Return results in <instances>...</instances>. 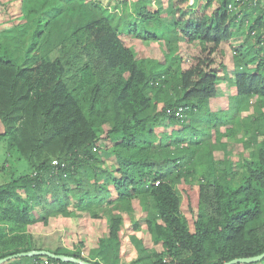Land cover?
Returning <instances> with one entry per match:
<instances>
[{
    "label": "trees",
    "instance_id": "obj_1",
    "mask_svg": "<svg viewBox=\"0 0 264 264\" xmlns=\"http://www.w3.org/2000/svg\"><path fill=\"white\" fill-rule=\"evenodd\" d=\"M154 1L116 0L111 10L93 0H21L24 22L3 30L0 142L26 159L30 172L0 181V259L47 249L119 264L123 218L135 210L134 199L152 203L145 215L150 242L131 236V264H223L264 252V0H195L191 16L179 15L162 36L139 30L160 17ZM37 15L52 16L47 31L32 24ZM38 31L47 34L40 39ZM146 41L161 46L157 56L139 53ZM67 42L83 65L58 51ZM225 44L233 75L222 59ZM195 45L183 61L182 47ZM223 77L239 112L253 106L251 115L236 121L211 109ZM107 124L114 160L105 162L98 143ZM171 124L170 134H158ZM240 126L251 134L240 139L251 156L232 160L229 139ZM212 131L216 142L208 140ZM215 150L224 156L216 160ZM73 205L102 207L109 217L92 257L37 244L36 226L70 216ZM19 258L2 264H34L37 256Z\"/></svg>",
    "mask_w": 264,
    "mask_h": 264
},
{
    "label": "rangeland",
    "instance_id": "obj_2",
    "mask_svg": "<svg viewBox=\"0 0 264 264\" xmlns=\"http://www.w3.org/2000/svg\"><path fill=\"white\" fill-rule=\"evenodd\" d=\"M77 2V4H85L88 0H67V2ZM96 1L98 4L103 6H108L111 10L113 9L114 3L116 0H93ZM208 0H201L198 4H204ZM213 3V2H212ZM153 8L160 10L161 14L160 17H156L153 19H149L148 21L142 22L139 24V30L145 31L148 30L149 32L156 33L159 35H163L162 32L164 29L171 28V23L177 19L179 15L183 16H191V13L196 10L197 3L192 0H155L153 3ZM214 4V3H213ZM213 6L210 8L212 9ZM187 10V11H186ZM119 13H122V7L119 8ZM37 16H33L31 18L34 19L32 24L38 26L39 30L47 31L49 27V23H47L52 17L51 15H43L42 21H40ZM45 18V19H44ZM24 16L21 7V0H0V39L3 40V30L14 25L15 23H22L24 22ZM40 31L36 33L37 38L42 39L47 32H44L38 35ZM35 35V36H36ZM246 36H243L239 39H234V45L243 44L245 42ZM147 46V50L139 49V53L143 54L144 52L150 56H157L161 46L155 42L146 41L144 42ZM144 45V46H145ZM225 51L226 56L224 58L218 57V61L221 60L220 58L225 60V63L229 67V71L232 73V61H233V54L230 45L225 44ZM141 50V51H140ZM197 50V46L194 47H182V52L184 54L183 61L187 62L192 55L195 54ZM61 54H65L68 59L74 60L75 56L80 51L79 49H75V47L70 43H65L64 49L58 50ZM58 54V52L56 53ZM55 54V55H56ZM76 60V58H75ZM80 60V59H79ZM76 60V64L74 66L83 65L86 59L83 60ZM75 67V68H76ZM218 91L216 97L210 99L209 105L212 110H218L219 114L229 115L232 118H236V121L240 120L243 116L244 118L248 115H251L253 112V106L248 107L242 112L241 109H238L236 104V94L234 91L233 86H230L226 79H223L218 84ZM235 96V97H234ZM255 99L253 98L251 103H254ZM239 112V113H238ZM242 113V115H241ZM227 117V116H226ZM223 119V116L220 117ZM210 124V123H208ZM213 124V122H212ZM231 125L234 124L230 123ZM229 124V125H230ZM198 126H202L201 124H197ZM225 124L219 125V131L225 130ZM108 124L104 127V130L100 133L101 140L99 141L100 146V159L102 161H112L114 160V156L110 151L111 143L106 140L105 130L107 129ZM176 127L175 125H166V127H160L157 129L159 135H163L164 133L170 134L173 128ZM4 131V127L0 121V133ZM208 137L210 142H216V132L212 131ZM243 138L244 140H250L251 134L246 133L244 135L243 128L240 126V131L229 139V146L227 149V154L230 159L238 160V159H246L251 156V149H245L243 146L242 141L240 140ZM224 140V138L222 139ZM218 142V140H217ZM216 160L221 159L224 156L222 150H215L214 155ZM5 167V170H2L0 181H7L9 180L13 174L14 175H21L27 172H30V166L28 162L24 158H18L16 152H12L8 150L7 141L0 142V168ZM240 170V167L237 168ZM198 184V181H195ZM133 205L135 210L124 214V223L122 225L121 231V258L118 261L119 264H131L133 260L137 257V251L133 242L131 241L132 235H137L139 237H144L147 242H150V236L147 232L146 223H145V215L150 208L152 201L148 200L147 202H142L140 199H134ZM74 211L68 217L59 216L56 218H52L50 220V224L43 225L39 223L38 226L35 228V238L37 244L39 246H44L46 248L57 249L59 247H64L68 249L78 250L80 249L81 253L85 256H91V253H94L98 247V239L103 237L107 234V226L109 222V217L107 213H105L104 209L101 208H91L87 210H83L75 205L71 207ZM183 211L186 215L189 214L187 208L184 206ZM140 221V228L137 229L135 227V223ZM94 251V252H93ZM13 262H19L20 258L15 257L12 259Z\"/></svg>",
    "mask_w": 264,
    "mask_h": 264
},
{
    "label": "water",
    "instance_id": "obj_3",
    "mask_svg": "<svg viewBox=\"0 0 264 264\" xmlns=\"http://www.w3.org/2000/svg\"><path fill=\"white\" fill-rule=\"evenodd\" d=\"M39 255H46L51 259L62 261V262H76L79 264H96L92 261H87L82 258H77L74 256H68L65 254H56L50 250L47 249H42V250H32L29 252H22V253H17L14 255L7 256L5 258L0 259V264L5 263L6 261L13 259L15 257H34V256H39ZM264 259V252L256 255V256H247V257H240V258H235L231 261L225 262L223 264H251L255 262H259Z\"/></svg>",
    "mask_w": 264,
    "mask_h": 264
},
{
    "label": "built area",
    "instance_id": "obj_4",
    "mask_svg": "<svg viewBox=\"0 0 264 264\" xmlns=\"http://www.w3.org/2000/svg\"><path fill=\"white\" fill-rule=\"evenodd\" d=\"M193 2L195 1V0H192ZM238 2H239V5H243L246 1H244V0H237ZM229 8L230 9H233V10H235V11H237V13H238V11H239V6H237V7H234V5L233 4H230L229 5ZM182 111V108H180L177 112H176V114L179 116ZM34 264H61L60 262H58V261H55V260H53V259H51V258H49L48 256H46V255H39V256H37V258L35 259V262H34ZM63 264H79V263H76V262H64Z\"/></svg>",
    "mask_w": 264,
    "mask_h": 264
},
{
    "label": "crops",
    "instance_id": "obj_5",
    "mask_svg": "<svg viewBox=\"0 0 264 264\" xmlns=\"http://www.w3.org/2000/svg\"><path fill=\"white\" fill-rule=\"evenodd\" d=\"M243 37V36H242ZM242 37H240V38H242ZM229 45V44H228ZM184 47V46H183ZM232 63H233V61H232ZM233 65V64H232ZM228 66V65H227ZM233 67V66H232ZM232 70H233V68H232ZM228 71H229V67H228ZM230 72V71H229ZM234 73L232 72H230V75H233ZM223 79H226V77H223ZM223 79H221V80H223ZM229 83V82H228ZM219 84V83H218ZM218 84H216L217 85V91H218ZM230 84V83H229ZM231 86V85H230ZM218 93H219V91H218ZM217 93V94H218ZM51 220V219H50ZM49 224H50V222H49Z\"/></svg>",
    "mask_w": 264,
    "mask_h": 264
}]
</instances>
